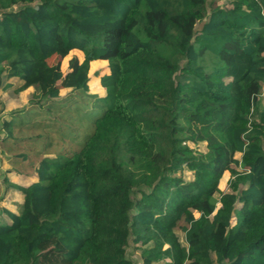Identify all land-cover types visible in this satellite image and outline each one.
<instances>
[{"label": "trees", "instance_id": "obj_1", "mask_svg": "<svg viewBox=\"0 0 264 264\" xmlns=\"http://www.w3.org/2000/svg\"><path fill=\"white\" fill-rule=\"evenodd\" d=\"M1 73L0 264H264V0H0Z\"/></svg>", "mask_w": 264, "mask_h": 264}, {"label": "rangeland", "instance_id": "obj_2", "mask_svg": "<svg viewBox=\"0 0 264 264\" xmlns=\"http://www.w3.org/2000/svg\"><path fill=\"white\" fill-rule=\"evenodd\" d=\"M217 3H219L221 6L227 7V5L224 4V2H220L218 1ZM200 24L197 25L196 30L199 29ZM72 56L71 51L69 52V54L62 59L61 61V69L62 70H66V66H67V61L69 59V57ZM54 60H50V63H52ZM106 68V64H99L98 67H94L93 65L89 68V72H88V76H89V80H88V88L89 91H94L96 88H98L100 86V82H99V77L100 74L103 72V70ZM228 79H226L227 81ZM19 81L16 78H6L4 73L0 74V103L3 105V113L5 114V117H9V111L13 110V109H19V108H24L28 105L30 96L32 94V92L34 91L33 88H28L27 90L21 91V92H15L14 88L16 86L19 85ZM5 85H12L11 87L5 88ZM68 93V89H60L59 92V97H63L64 95H66ZM262 106H264V88L263 90L260 92V94L258 95ZM190 145L193 147L194 145L192 143H190ZM198 151H205V144L204 143H199L198 145L194 146ZM235 157L237 159L241 158V154L236 153ZM5 167H8L4 162L2 163V169H6ZM238 169H240V167H238ZM9 174L7 173V176ZM185 179H190L192 177L191 172H185L184 174ZM232 176L228 171H225L220 183H219V187L221 189V191H229V184L230 181L232 180ZM36 179L38 180V176L36 174ZM36 180V181H37ZM239 186L241 187L242 185L239 184ZM13 198L14 195L10 194V198ZM23 201H24V197H23ZM198 214L195 213V216H197ZM176 234L180 240V242L183 245H186V242L184 240V233L182 231L181 228H177L176 229ZM138 244L133 243L132 241H129L128 245L126 246V253L128 255V257H130L133 261L135 262H139V250H138Z\"/></svg>", "mask_w": 264, "mask_h": 264}, {"label": "crops", "instance_id": "obj_3", "mask_svg": "<svg viewBox=\"0 0 264 264\" xmlns=\"http://www.w3.org/2000/svg\"><path fill=\"white\" fill-rule=\"evenodd\" d=\"M71 53H72V56H76L79 61H82L83 53L80 50L73 49L71 50ZM99 64L107 65V62L105 60H93L90 62V67L93 65L96 68L99 66ZM28 88H32V87H28ZM89 92L102 96L104 95L105 90L100 85L94 91H89ZM3 162L8 166V167H5L6 169H2ZM9 168L10 166L8 162L5 160L4 157H2V162L0 164V176L1 174H3L6 177L7 181L10 183H14V184L21 185V186H28L29 184L37 180L35 172L25 175V174L18 173L11 169L7 170ZM7 173L9 174L8 176H7ZM10 194L14 195L13 198L12 196L10 198ZM23 197L24 195L22 194L21 191H19L18 189L12 186H9L7 182H4L0 178V225L10 223V219L6 216V214L1 209L5 208L11 212L17 213L18 212L17 206L23 203Z\"/></svg>", "mask_w": 264, "mask_h": 264}, {"label": "built area", "instance_id": "obj_4", "mask_svg": "<svg viewBox=\"0 0 264 264\" xmlns=\"http://www.w3.org/2000/svg\"><path fill=\"white\" fill-rule=\"evenodd\" d=\"M263 88H264V79H263V81L261 83V91L263 90Z\"/></svg>", "mask_w": 264, "mask_h": 264}]
</instances>
